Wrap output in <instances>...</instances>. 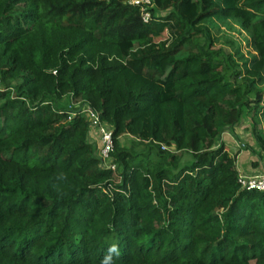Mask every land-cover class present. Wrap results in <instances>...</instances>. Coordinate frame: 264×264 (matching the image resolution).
I'll use <instances>...</instances> for the list:
<instances>
[{"label": "trees", "instance_id": "16d2710c", "mask_svg": "<svg viewBox=\"0 0 264 264\" xmlns=\"http://www.w3.org/2000/svg\"><path fill=\"white\" fill-rule=\"evenodd\" d=\"M152 1L146 22L127 0H0V264H101L112 244L115 264H264V191L221 140L246 116L264 151V0ZM214 20L250 32L249 67Z\"/></svg>", "mask_w": 264, "mask_h": 264}, {"label": "rangeland", "instance_id": "374dc122", "mask_svg": "<svg viewBox=\"0 0 264 264\" xmlns=\"http://www.w3.org/2000/svg\"><path fill=\"white\" fill-rule=\"evenodd\" d=\"M209 25L212 36L214 37V40H216V44L218 46H228V42L234 41L235 47L232 49L236 55V58L239 60L243 68L249 67L252 61L255 59V54H257L252 45L250 32L244 30L240 23L232 20H214L212 23H209ZM182 52H188V47H183ZM262 83H264V78ZM260 115L261 124L259 127L264 134V111L260 112ZM253 130L254 128L252 120L245 116L240 124L236 126L234 133L230 132V135L233 139L229 137L227 146H229V150H231L232 154H235L238 150H243L242 154H244L246 163L249 162V165L256 164V173L261 174L264 172V151L261 150L262 148L258 145V141ZM226 135L228 134H225V139H227ZM120 140L121 143L128 148L132 144V138L129 135H123ZM136 149L145 150L143 145L137 147ZM190 157L191 156L188 153H185L183 161L189 160ZM241 173L249 176L255 175L244 173L242 171Z\"/></svg>", "mask_w": 264, "mask_h": 264}, {"label": "built area", "instance_id": "2783aa9c", "mask_svg": "<svg viewBox=\"0 0 264 264\" xmlns=\"http://www.w3.org/2000/svg\"><path fill=\"white\" fill-rule=\"evenodd\" d=\"M127 2L133 5H140L142 8L143 20L146 22L150 20L151 12L148 8L153 5L152 0H127ZM76 105L79 106L78 111L84 113L90 120L91 128H97L101 135V144L98 152L100 158L104 161L107 167L115 169L116 166L110 162L111 153L114 151L115 148L112 130L107 125L102 123L100 119V114L96 110L91 108V106H83L80 105V103H76ZM163 148L169 149L165 145H163ZM239 181L242 187L247 190L258 189L264 191V172L261 174H255L250 176L240 172Z\"/></svg>", "mask_w": 264, "mask_h": 264}, {"label": "crops", "instance_id": "0c3cea01", "mask_svg": "<svg viewBox=\"0 0 264 264\" xmlns=\"http://www.w3.org/2000/svg\"><path fill=\"white\" fill-rule=\"evenodd\" d=\"M225 134H228V135H226V138L227 139H225L224 137H225ZM229 137H231L232 138V136L230 135V132H224L223 133V135H222V137H221V140L227 145V141H228V139H229ZM90 139L92 140V141H95L97 144L98 143H100L101 144V135H100V133H99V131H98V129L97 128H90ZM233 139V138H232ZM232 141V140H231ZM173 148V147H172ZM173 150V149H172ZM228 150H229V146H228ZM242 151L243 150H238L234 155H237V167H238V169H239V171L241 172H244V173H248V174H257L256 173V164H252V165H249L248 163H246V160L244 159V154H242ZM229 152L232 154V152H231V150H229ZM245 152V151H244ZM245 153H247V152H245ZM243 155V156H242ZM251 161H254V160H251ZM264 170V169H263Z\"/></svg>", "mask_w": 264, "mask_h": 264}, {"label": "clouds", "instance_id": "9594fccd", "mask_svg": "<svg viewBox=\"0 0 264 264\" xmlns=\"http://www.w3.org/2000/svg\"><path fill=\"white\" fill-rule=\"evenodd\" d=\"M59 179L64 180L66 177L63 173L60 174ZM120 248L117 244H112L107 250V254L102 259L101 264H115L114 257H119Z\"/></svg>", "mask_w": 264, "mask_h": 264}]
</instances>
